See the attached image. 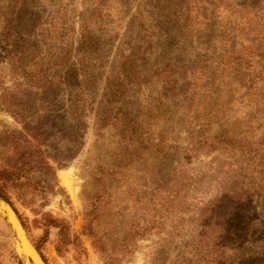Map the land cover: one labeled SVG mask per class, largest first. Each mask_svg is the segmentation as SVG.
<instances>
[{
  "label": "rangeland",
  "instance_id": "1",
  "mask_svg": "<svg viewBox=\"0 0 264 264\" xmlns=\"http://www.w3.org/2000/svg\"><path fill=\"white\" fill-rule=\"evenodd\" d=\"M3 87L52 134L0 179L46 264H264V0H0Z\"/></svg>",
  "mask_w": 264,
  "mask_h": 264
},
{
  "label": "trees",
  "instance_id": "2",
  "mask_svg": "<svg viewBox=\"0 0 264 264\" xmlns=\"http://www.w3.org/2000/svg\"><path fill=\"white\" fill-rule=\"evenodd\" d=\"M1 90L3 91L0 100L1 106L23 124V131H6L4 135H0V146L8 148V152H10L9 154L11 155L10 159L14 160L12 170L0 168V179L18 186L24 181H28V167L34 162L47 164V159L49 157L46 154V150H43V147H45L52 134L46 129L42 130L41 128H35L31 126L30 123L25 122L21 108L16 105L14 98L11 97L4 87ZM57 157L61 156L58 154V156H52V159L54 161H59ZM47 171V176L51 180H56V170L49 165L47 166ZM0 198L9 203L15 210L11 200L1 190ZM89 216H91V214Z\"/></svg>",
  "mask_w": 264,
  "mask_h": 264
},
{
  "label": "water",
  "instance_id": "3",
  "mask_svg": "<svg viewBox=\"0 0 264 264\" xmlns=\"http://www.w3.org/2000/svg\"><path fill=\"white\" fill-rule=\"evenodd\" d=\"M0 216L6 220L11 230L12 228L14 230V231L12 230V232L14 233L12 239L14 238L16 239L15 249L12 244V239L9 242H11L14 251L16 250L15 253L17 254V256L21 259L20 255H22L27 260H30V262L34 264H46L43 258L41 257V254L36 249V247L31 243H29L28 241H26V239H24L23 231H21L20 225L18 227V225L15 224V221H12L13 219H11V217L17 216L13 207L2 199H0ZM22 261L24 262V260Z\"/></svg>",
  "mask_w": 264,
  "mask_h": 264
},
{
  "label": "crops",
  "instance_id": "4",
  "mask_svg": "<svg viewBox=\"0 0 264 264\" xmlns=\"http://www.w3.org/2000/svg\"><path fill=\"white\" fill-rule=\"evenodd\" d=\"M0 223H3L0 221ZM21 260L9 248L0 244V264H20Z\"/></svg>",
  "mask_w": 264,
  "mask_h": 264
},
{
  "label": "bare ground",
  "instance_id": "5",
  "mask_svg": "<svg viewBox=\"0 0 264 264\" xmlns=\"http://www.w3.org/2000/svg\"><path fill=\"white\" fill-rule=\"evenodd\" d=\"M11 219H13L12 221H15V224L18 225V227H19V225H20V229H21V231H23L24 239H26V241H28L29 243H31V241L29 240V238H28V236H27V233H26L24 227H22V223H21V221L19 220L18 216H12ZM21 227H22V228H21ZM12 230H13V228H12ZM13 231H14V230H13ZM0 239H1V236H0ZM15 242H16V239H15V238L12 239V244H13V246H14V249H15ZM31 244H32V243H31ZM32 245H33V244H32ZM15 251H16V250H15ZM20 257H21L22 260H24V264H34V263L30 262V260H27L24 256L20 255ZM41 257H42V256H41Z\"/></svg>",
  "mask_w": 264,
  "mask_h": 264
}]
</instances>
